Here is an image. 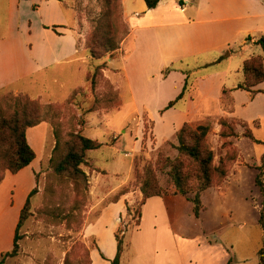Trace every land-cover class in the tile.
I'll list each match as a JSON object with an SVG mask.
<instances>
[{
	"label": "rangeland",
	"instance_id": "374dc122",
	"mask_svg": "<svg viewBox=\"0 0 264 264\" xmlns=\"http://www.w3.org/2000/svg\"><path fill=\"white\" fill-rule=\"evenodd\" d=\"M73 7L80 21L78 31L80 35H84L79 36V45L84 44L85 47L86 40L97 22L107 13V7L104 0H73ZM2 9L3 4L0 1V36L6 33L7 23L6 14ZM24 9H27V5ZM21 17L27 21L35 20L37 15L24 11ZM115 17L116 15L114 19ZM123 20L125 22L124 17ZM54 32L58 33L57 28ZM263 36L264 34L260 37ZM262 54V47L256 45L247 53L237 55L230 62L224 58L222 60L218 53L201 59H187L184 63L163 71L166 77L171 72L165 80L159 78L157 67L152 68L147 81H141L136 78V74V76L132 74V84L138 96L136 103L130 93L122 91L121 88L124 86L122 76L109 74L111 69L109 61L119 58L120 52L113 58L109 55L103 60L91 58L90 62L84 65L75 63L54 66L42 77H38L36 83L24 82L22 85L29 90L28 93L20 94L28 95L36 100L37 104L49 109L42 111L35 109V116L40 115L46 121L40 124L41 127L31 130L29 135L30 129L27 131L29 144L38 156L33 165L38 173L34 177L30 172L33 178L29 172L10 176L18 177L10 178L7 182L8 186H14L13 189L16 190L6 191L2 196V200H9L11 205L14 200V205L8 213L10 217L17 211L15 210L17 201H22L24 197L19 187L33 183V190L37 188V193L31 200L33 214L20 230L19 255L7 259L5 264H64L68 254L72 264H88L89 251L98 249L96 239L101 241L104 251L110 252L114 249L116 238L112 228L116 224L117 216H119L118 224H122V230L126 231L125 251L121 264H163L162 253L155 255L153 249L144 251L143 239L137 232H133L136 229L134 212L140 200L136 198V202L131 205L132 215H125L121 219L122 211L119 212L121 207L110 209L108 206L113 204L110 201L122 188L128 187L131 192L136 191L137 195L140 193V186L135 176L136 158L142 156L153 165H157L160 155L172 159L178 156L176 150V146L179 145L178 137L176 134L172 139L173 133L170 128L173 124L179 126L181 122L185 123L187 111L195 115L192 120L186 122L192 127L205 124L211 126L207 143L214 151L215 164L218 165L221 159L229 155H235L236 161L230 167L228 178L218 186L224 187L223 194L211 191L205 195L203 217L198 219L193 215L194 204H191L187 198L176 204L173 203L175 214L171 219L174 225L187 240H196L192 243L194 245L200 244V237L203 235L213 241L210 231L219 228L225 239H234L237 235L247 236V242L240 246L248 255L254 245L262 246L264 232L259 219L264 195L256 186L255 178L258 173L256 167L262 165L264 154V94L257 95L253 100L247 91H234L235 86L244 82V61L250 56L257 57ZM217 57L221 59L220 63L206 64L214 62V58ZM102 63H105L106 67L103 78L97 89L93 91L87 77ZM114 65L119 69L123 67L120 61H115ZM226 70L229 71L226 78L221 75L213 76ZM111 71L118 72L113 69ZM108 76L117 89L123 92L124 104L119 95L120 106L111 110L101 106L99 110L90 112L97 99L104 101L110 86L119 92ZM146 83L148 88L145 87ZM185 83L187 89L183 99L163 115L162 111L165 107L183 92ZM221 86L232 91L233 113L221 102ZM146 89L148 94H153L152 97L150 95L145 97ZM9 93L20 95L11 87L0 91V99ZM221 119H229L233 123L238 137L220 136ZM154 121L157 138L154 135ZM245 128L252 130L257 142L245 137ZM77 132H82L88 138L103 144L101 149L89 152L86 163L82 165L83 171L88 176L87 190L82 186L79 188L72 180L57 176L52 168V158L57 143L60 142L62 145L72 133ZM145 136L146 143L143 145ZM8 173L6 172V175ZM157 175L160 186L168 192L167 199H169L175 193V187L165 172L159 170ZM119 186L121 187L118 188ZM113 189L117 191L108 196ZM2 210L5 209L0 206V220L5 227V220L1 217ZM105 210H107L105 221L96 229L99 237L86 238L85 228L94 224ZM153 215L148 208L144 215L145 229L148 219ZM204 257L205 252H203ZM107 261L111 263V260Z\"/></svg>",
	"mask_w": 264,
	"mask_h": 264
},
{
	"label": "crops",
	"instance_id": "0c3cea01",
	"mask_svg": "<svg viewBox=\"0 0 264 264\" xmlns=\"http://www.w3.org/2000/svg\"><path fill=\"white\" fill-rule=\"evenodd\" d=\"M0 1L3 4L2 11L7 17L6 33L0 36V91L13 87L16 94L28 93L29 89L22 84L24 82L36 83L38 77H42L52 67L75 63L84 65L90 62L91 57L85 51L84 44L79 45V36L84 35H80L78 31L80 21L74 11L73 0ZM25 5L27 9H24ZM122 7L130 33L121 45L119 58L109 61L111 69L118 72H112L110 69L109 74L122 76L124 86L121 89L132 95L134 103L138 96L132 84V74H136V78L141 81H147L152 68L157 67L159 78L165 80L171 72L166 77L163 71L182 64L187 59H201L204 56L218 53L223 60L228 51L232 53L224 60L230 62L237 55L247 53L249 49L256 46L262 38L260 36L264 34V0H161L158 7L153 10L147 8L145 0H122ZM24 11L35 13L37 18L27 21L22 19L21 14ZM54 26L57 27L58 33L53 31ZM236 48L239 49L236 50ZM219 57L214 58V62L206 64L220 63ZM115 61L122 62L123 67L119 69L114 65ZM105 73L108 75L106 71ZM228 74L229 71L226 70L213 76L221 75L226 78ZM108 78L114 85L111 77L108 76ZM146 85L147 83L145 87ZM261 85L255 89L263 91L264 86ZM114 86L117 89L116 85ZM224 88L222 86L220 88V99ZM236 88L237 86L234 87V91H238L235 90ZM120 91L124 104V94ZM145 94H143L145 97L153 95L148 94V89ZM255 98L256 96L253 100ZM194 116L187 111L185 123L192 120ZM185 123L181 122L179 126L175 124L171 126L172 139ZM35 128L30 129L28 135ZM155 128L156 122L154 135ZM155 137L157 138L156 135ZM36 160L37 158L29 167L15 176L29 172L32 178L33 175L35 177L38 173L33 168ZM10 176L14 175L8 173L0 185V206L5 209L2 210L1 215L5 220V227L2 226L3 223L0 220V255L13 250L15 233L21 211L26 203L25 199L34 188L33 183L19 187L24 195L23 200L17 201V206H15L17 211L8 217L14 200L11 205L9 200H2V196L6 191L14 190L15 192L14 186H8L7 182L10 178H18ZM223 188H211L203 194L199 218L203 217L205 210L203 205L205 195L211 191L222 195ZM117 189L110 191L108 196L114 194ZM182 197L180 195L171 196L169 199L168 197H155L149 199L144 205L142 223L138 229L133 231L143 239L144 251L153 249L155 255L161 252L163 264H260L259 251L263 244L262 246L254 245L248 255L240 246L247 242V236L237 235L234 239H225L223 232L217 228L210 231L213 241L205 235L200 237V244H192L196 242L194 239L187 240L171 219L175 214L172 205L185 198ZM136 198L141 200V192L138 195L137 193L127 195L119 202L109 205L108 208L121 207L119 212H123L127 201L132 205L136 202ZM193 207L192 205L194 215ZM148 208L149 212L152 211L154 215L148 219L145 229L144 215ZM106 213L107 210L103 211L94 224L85 228L86 238L99 237L96 229L100 224L103 225ZM117 217L116 224L112 228L114 236L119 227V216ZM143 230H145L144 233H142ZM96 240L98 249L90 253L92 264H111L102 258V254L108 260H113L117 254V241L114 243V249L106 252L102 249L101 241ZM203 252H205L204 258Z\"/></svg>",
	"mask_w": 264,
	"mask_h": 264
},
{
	"label": "trees",
	"instance_id": "16d2710c",
	"mask_svg": "<svg viewBox=\"0 0 264 264\" xmlns=\"http://www.w3.org/2000/svg\"><path fill=\"white\" fill-rule=\"evenodd\" d=\"M160 2L161 0H145L149 10L156 9ZM104 4L107 7V13L102 15V19L97 22L85 43V50L94 60H103L108 55L113 58L120 51L122 43L130 33L128 26L123 20L122 0H104ZM56 28L55 26L53 30L56 31ZM257 45L262 47L263 54L251 57L244 62L243 73L245 79L235 89L247 91L253 98L260 93H264V91L255 89L264 83V37L257 42ZM231 53L228 52L223 58L230 56ZM105 68V63H102L91 74H88L87 80L91 83L93 91L99 86ZM186 89L187 83H185L184 90L177 99L171 101L162 111L163 114L174 108L177 102L183 99ZM119 95V92L110 86V91L106 94L104 101L97 99L90 112L99 110L101 106L106 110L120 106ZM221 102L227 110L231 109L233 113L234 97L231 90L226 88L222 90ZM47 108L37 104L36 100L26 94L14 95L9 93L0 99V185L5 180L6 172L16 175L30 166L36 159L37 155L29 144L27 131L46 121L40 115L35 116V109L42 111ZM220 126L222 128L220 132L222 138L238 137L234 125L229 119H221ZM245 129V137L257 142L252 130L250 128ZM210 131L211 126L209 124L199 125L194 128L185 123L177 133L179 145L176 146L178 156L175 159L160 155L157 165H153L142 156L135 159V176L142 194L139 205L134 212L136 229L141 225L142 210L147 201L155 197L168 196V192L160 186L157 175L159 170L165 172L174 185L176 191L173 196L180 195L191 201L194 204L193 212L195 217H200L203 194L211 188L221 186L229 176L230 167L236 161L235 155H229L227 158L221 159L218 165L215 164L214 151L207 143ZM145 143L146 136L142 144L144 145ZM102 147V143L88 138L82 132L72 133L65 143L62 145L60 142L57 143L54 150L55 155L52 158V168L57 176L72 180L79 188L82 186L87 190L88 176L83 171L82 165L86 163L89 152L99 150ZM144 149L143 147V152ZM256 170L258 173L256 174L255 183L264 195V155L262 157V165L256 167ZM135 192H131L128 187L122 188L110 202L117 203L125 196ZM36 193L37 188L29 194L19 217L13 250L0 255V264H5L9 258L18 257L20 250L19 241L21 240L20 230L33 214L31 200ZM131 208L132 206L127 201L120 219L124 218L125 215L131 216L133 212ZM259 224L264 232V203ZM125 233L126 231L122 230V224H120L115 233L117 254L111 260V264H121L122 262L125 251ZM90 253L91 251L87 255L88 264H92ZM68 255L64 264H72ZM102 258L108 260L103 254ZM259 259L260 264H264V240L263 247L259 251Z\"/></svg>",
	"mask_w": 264,
	"mask_h": 264
}]
</instances>
